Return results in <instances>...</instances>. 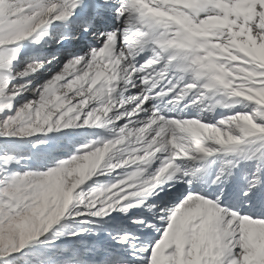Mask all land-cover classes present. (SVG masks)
Instances as JSON below:
<instances>
[{
  "label": "snow or ice",
  "instance_id": "obj_1",
  "mask_svg": "<svg viewBox=\"0 0 264 264\" xmlns=\"http://www.w3.org/2000/svg\"><path fill=\"white\" fill-rule=\"evenodd\" d=\"M0 264H264V0H0Z\"/></svg>",
  "mask_w": 264,
  "mask_h": 264
}]
</instances>
